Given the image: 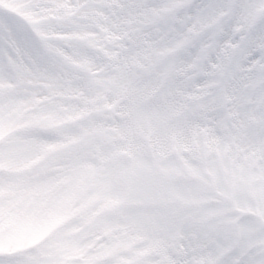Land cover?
<instances>
[{"label":"snow or ice","instance_id":"snow-or-ice-1","mask_svg":"<svg viewBox=\"0 0 264 264\" xmlns=\"http://www.w3.org/2000/svg\"><path fill=\"white\" fill-rule=\"evenodd\" d=\"M0 264H264V0H0Z\"/></svg>","mask_w":264,"mask_h":264}]
</instances>
